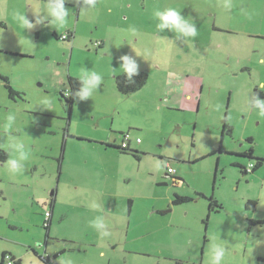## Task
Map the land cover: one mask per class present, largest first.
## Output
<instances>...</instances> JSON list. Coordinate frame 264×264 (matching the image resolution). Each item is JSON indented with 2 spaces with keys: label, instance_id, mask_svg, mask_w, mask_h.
Wrapping results in <instances>:
<instances>
[{
  "label": "rangeland",
  "instance_id": "rangeland-1",
  "mask_svg": "<svg viewBox=\"0 0 264 264\" xmlns=\"http://www.w3.org/2000/svg\"><path fill=\"white\" fill-rule=\"evenodd\" d=\"M42 7L0 0V75L20 93L11 98L0 78V135L18 111L27 136L17 135L31 149L22 173L0 162V264L4 252L43 264L33 249L46 239L53 195L58 264H211L217 237L229 242L223 264H264V165L242 169L264 156V115L250 104L264 92V0H95L88 16L69 0L64 29L23 32L13 20L25 10L34 22ZM168 7L193 20L195 38L158 32L153 13ZM124 55L149 76L127 95L115 83ZM82 66L103 84L69 113L58 93ZM127 133L137 158L102 145ZM176 195L190 200L175 205ZM212 199L221 209L209 212ZM97 216L106 235L91 225Z\"/></svg>",
  "mask_w": 264,
  "mask_h": 264
},
{
  "label": "clouds",
  "instance_id": "clouds-1",
  "mask_svg": "<svg viewBox=\"0 0 264 264\" xmlns=\"http://www.w3.org/2000/svg\"><path fill=\"white\" fill-rule=\"evenodd\" d=\"M68 2L69 0H43V7L36 15H34V22L26 17L25 10L22 12L13 11L12 17L15 23L21 26L23 32L25 30L33 29L36 25L47 26L54 30L64 29L65 26L69 24L70 20L74 18L73 11L65 7ZM75 2L81 5L79 15L88 16L95 9V0H75ZM225 7H228V5H225ZM153 17L156 21L155 27L159 33L168 30L175 34L176 39H190L197 36L196 24L191 18L182 16L181 10L168 7L163 10H156L153 13ZM129 32L132 36L138 34V30L135 27H131ZM0 35H2V33H0ZM161 39L168 41L166 38ZM0 63H4L3 57H0ZM119 68L130 82L132 81V78L138 74L136 60L128 55L120 57ZM74 77L78 81L79 87L78 90L71 95H73L74 99L78 101L89 100L94 95L98 94V90L104 80L100 73L92 69L89 70L84 66L74 73ZM261 87H264V85H261ZM69 94L68 91V95ZM250 104L258 110L261 115H264V100L254 97L250 100ZM20 115L21 114L18 111H9L6 114L5 123L3 124V135H0V137H4L5 140H7V148L12 153V156L8 157L3 165H6L13 173H22L24 162L27 161L31 155L30 146L20 139L19 135H17L18 133H22L24 136H27L24 133L25 128L19 127L18 119ZM245 169L248 170V168ZM253 169L254 167H252V170ZM92 207L96 208L98 205L93 203ZM91 225L102 234H107L105 231L106 225L102 216H97L91 222ZM228 244L229 242L217 237L216 242L211 248V264H223L227 254ZM250 258L247 261H249Z\"/></svg>",
  "mask_w": 264,
  "mask_h": 264
},
{
  "label": "trees",
  "instance_id": "trees-1",
  "mask_svg": "<svg viewBox=\"0 0 264 264\" xmlns=\"http://www.w3.org/2000/svg\"><path fill=\"white\" fill-rule=\"evenodd\" d=\"M70 34L69 32H67L66 34V38L64 39V41L66 40H70ZM1 80L4 82L5 88L9 94V96L11 98H14V96H20V93L15 91V89L11 86V84L9 83V80L7 78H5L4 76L0 75ZM149 78L147 72L144 71H139L138 74L136 76H134L132 78V81L130 82L125 75H118L115 78V83L117 86V89L119 90L120 94L123 95H127L129 93H135L137 91H139L140 89H142V87L145 85L147 79ZM65 86L67 87L66 90L63 91H59L58 95L60 97V99L65 100L66 102H68L70 104L69 106V113L72 112V106H73V102H74V97L73 95H71L72 93H74L75 91L78 90L79 87V83L78 81L75 79V77L69 76L67 77V81ZM68 91H69V95H68ZM262 97H264V92L261 93ZM226 125L223 126V129H225ZM122 138L120 144H117V142H113V143H104L102 145L106 146V148H113L114 150H120L119 155H131L133 158H137V153L139 152H135L132 151V141H131V137L130 135L127 134H121ZM137 142V140H136ZM125 145V146H124ZM253 150H250L247 155L250 157H253ZM7 160V153L3 150L0 149V162H5ZM256 165L253 166L254 169L253 171H255L256 169H258L259 167H261L262 165H264V159L258 158L256 159ZM52 200H50V210H46L45 211V217H46V222L45 224H48L49 221L51 220V213L52 210H54V206H55V199L54 196H52L51 198ZM190 200L188 197H182V196H177V198L174 200V202L176 204H180V203H184L186 201ZM219 208L221 209V206L219 205V203L215 200L212 199L210 201L209 204V212L210 211H216V209ZM252 223H256L254 220L251 221ZM263 222V221H261ZM264 223V222H263ZM10 252H4L2 253V261L1 264H7V259L6 256H9V260L11 262V264H21V260H17L16 257H14L13 255L9 254Z\"/></svg>",
  "mask_w": 264,
  "mask_h": 264
},
{
  "label": "flooded vegetation",
  "instance_id": "flooded-vegetation-1",
  "mask_svg": "<svg viewBox=\"0 0 264 264\" xmlns=\"http://www.w3.org/2000/svg\"><path fill=\"white\" fill-rule=\"evenodd\" d=\"M68 4V3H66ZM73 5V3H70V6ZM70 40L73 39V35L72 33H70ZM62 40L66 38V34L63 35L62 37ZM69 40V41H70ZM64 41V40H63ZM102 43V42H101ZM99 43L97 44L99 48H101L102 44ZM104 43V42H103ZM105 44V43H104ZM258 96H261L262 97V92L261 91H258L256 92ZM68 131V130H66ZM69 135V134H68ZM67 135V136H68ZM239 154H242V153H239ZM244 155L246 156V153H244ZM242 169H244V172L243 173H247V172H250L249 170H246L245 167H242ZM253 172V170L251 171ZM165 176L168 177V176H171L170 174L165 173ZM172 177V176H171ZM174 184L177 185L174 181ZM54 196V195H53ZM177 196H180V195H176L175 196V199L177 198ZM183 197V196H182ZM173 199V204L176 205V203L174 202ZM46 222V221H45ZM52 225L53 222L50 220L48 224H43L42 227L43 229H45L47 232H46V239L44 241V244H41L40 242L38 243V249L35 248L33 249V252L35 253L36 256H39V260L43 262V264H58V256L61 255L62 252H64L65 250L62 249V248H58V247H55L53 243H50V240H52L53 238L51 237V230H52ZM42 251V252H39V251ZM39 254V255H38ZM62 260V259H60ZM59 264H60V261H59Z\"/></svg>",
  "mask_w": 264,
  "mask_h": 264
},
{
  "label": "crops",
  "instance_id": "crops-1",
  "mask_svg": "<svg viewBox=\"0 0 264 264\" xmlns=\"http://www.w3.org/2000/svg\"><path fill=\"white\" fill-rule=\"evenodd\" d=\"M264 88V87H263ZM257 93L255 94V97L257 98ZM260 96H258V98H259ZM262 100H264V97H262ZM95 138V137H94ZM91 140V139H90ZM93 140H101L100 138L99 139H93ZM250 141L251 142H253L251 139H250ZM91 142V141H90ZM107 143H111V142H107ZM131 146H132V144H131ZM254 155V154H253ZM259 158H261V159H264V156H260ZM177 173H176V171H175V173L173 174V175H171L172 176V179H173V181H175V183L177 184V185H180L181 184V179L176 175ZM55 199V198H54ZM51 221L54 223V215H53V210H52V213H51Z\"/></svg>",
  "mask_w": 264,
  "mask_h": 264
},
{
  "label": "built area",
  "instance_id": "built-area-1",
  "mask_svg": "<svg viewBox=\"0 0 264 264\" xmlns=\"http://www.w3.org/2000/svg\"><path fill=\"white\" fill-rule=\"evenodd\" d=\"M137 142H138V140H137ZM125 146V145H124ZM252 165H249V167H248V170H252ZM166 171H167V173L168 174H170V175H173L174 173H175V170L172 168V167H170L169 165L167 166V169H166ZM6 259H7V264H11V262H10V260H9V256H6Z\"/></svg>",
  "mask_w": 264,
  "mask_h": 264
}]
</instances>
